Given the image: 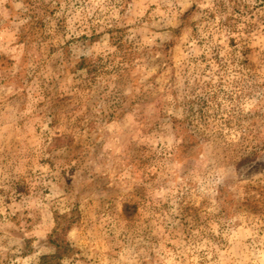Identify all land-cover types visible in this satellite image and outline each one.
<instances>
[{"label": "rangeland", "instance_id": "rangeland-1", "mask_svg": "<svg viewBox=\"0 0 264 264\" xmlns=\"http://www.w3.org/2000/svg\"><path fill=\"white\" fill-rule=\"evenodd\" d=\"M0 264H264V0H0Z\"/></svg>", "mask_w": 264, "mask_h": 264}]
</instances>
